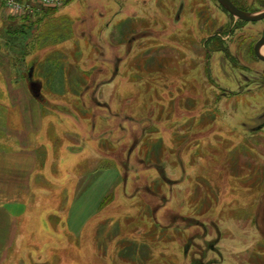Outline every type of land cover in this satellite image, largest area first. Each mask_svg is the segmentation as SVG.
Segmentation results:
<instances>
[{
  "label": "rangeland",
  "instance_id": "obj_1",
  "mask_svg": "<svg viewBox=\"0 0 264 264\" xmlns=\"http://www.w3.org/2000/svg\"><path fill=\"white\" fill-rule=\"evenodd\" d=\"M31 21L10 52L43 113L18 261L264 264V90L237 95L264 22L212 0H62Z\"/></svg>",
  "mask_w": 264,
  "mask_h": 264
},
{
  "label": "crops",
  "instance_id": "obj_2",
  "mask_svg": "<svg viewBox=\"0 0 264 264\" xmlns=\"http://www.w3.org/2000/svg\"><path fill=\"white\" fill-rule=\"evenodd\" d=\"M0 9L5 18L18 16L3 5ZM15 73L11 57L0 52V264H27L18 261L19 249H14L18 218L13 207L31 190L37 155L30 136L40 131L43 115L31 96H18Z\"/></svg>",
  "mask_w": 264,
  "mask_h": 264
},
{
  "label": "flooded vegetation",
  "instance_id": "obj_3",
  "mask_svg": "<svg viewBox=\"0 0 264 264\" xmlns=\"http://www.w3.org/2000/svg\"><path fill=\"white\" fill-rule=\"evenodd\" d=\"M214 1L219 7L220 9H222V11L226 14H228L229 16H231L228 11L223 8L216 0H212ZM231 2V4L237 8L238 10L242 11V12H245V13H249V14H260V13H264V1H258L256 2L257 4V9L260 11V12H252V11H255L256 9H251L249 8L248 5H246V3L243 1V0H229ZM233 17V16H231ZM234 18V17H233ZM236 19V18H235ZM264 22V19L260 20V21H257V22H245V21H241V20H238L237 19V23H240V24H251V25H259L261 23ZM262 38L264 39V28H262L260 30V32L258 33V36H257V39L255 40V43L253 44V48H252V53H253V56L255 58V60L257 61L256 64H261L263 65L262 68H258L257 66H260L259 64L256 65V68H247L246 66L244 67L245 69H247L251 74L255 75L253 77V79H251V84L248 85L249 83H246V85H244L240 91L237 93L238 96H240L244 91H246L247 89H249L250 87H255L257 90H264V61H261L255 54V47L257 45V43H259ZM263 50H264V45H262L259 49V52L261 55L264 56L263 54ZM256 89H254V91H256ZM255 100V99H254ZM257 101V100H256ZM257 103V107L260 108L261 107V102H256ZM257 120L260 121L259 124H257L253 131H252V135H257L258 133H260L261 131L264 130V110L262 112H259L257 113ZM254 132V133H253ZM263 222V221H262Z\"/></svg>",
  "mask_w": 264,
  "mask_h": 264
},
{
  "label": "trees",
  "instance_id": "obj_4",
  "mask_svg": "<svg viewBox=\"0 0 264 264\" xmlns=\"http://www.w3.org/2000/svg\"><path fill=\"white\" fill-rule=\"evenodd\" d=\"M1 5H3V4L0 3V6ZM57 10L58 9H41L38 13H35V16L36 15L38 16V14L46 15L48 13L49 14L54 13ZM32 16L33 15H18L16 17L6 18L3 21V25L0 28V39H2L3 42L1 41L0 47L4 48L6 50L5 52H2L4 55H7L10 57V54L12 55V53H10V52H12L11 50L13 48L15 49L16 46H18V41H21V39H23L22 42L25 43L26 40H28L27 38L29 36H31V34H32L31 32H32L33 28L37 27V22L31 21ZM38 21H40V18L38 19ZM23 50L25 51V47ZM11 59H12L13 64H14L15 63L14 57L11 56ZM19 61H21V60L19 59ZM30 66L35 68L34 63H32ZM34 71H33V74H34ZM27 80H28V74H27ZM136 98L137 97L135 96V99ZM40 102L42 103V101H40ZM120 112H123V111L120 110ZM122 116H123L122 119H124L126 116L130 117V115H127L125 113ZM112 117L117 118L118 113H116L115 115H111V118ZM104 136H105L104 134H101L99 137L100 138L99 140H101Z\"/></svg>",
  "mask_w": 264,
  "mask_h": 264
},
{
  "label": "water",
  "instance_id": "obj_5",
  "mask_svg": "<svg viewBox=\"0 0 264 264\" xmlns=\"http://www.w3.org/2000/svg\"><path fill=\"white\" fill-rule=\"evenodd\" d=\"M216 1L223 8H225L231 16H233L234 18H236L238 20L245 21V22H257V21L264 19V13L249 14V13L242 12V11L238 10L237 8H235L229 0H216ZM262 45H264V39L263 38L259 43H257V45L255 47V54L261 61H264V56L261 55L259 52V49ZM32 76H33V69H30L28 72L29 90H30L32 97L35 98L36 100L40 101L41 100V94H40L41 84L39 82L33 81Z\"/></svg>",
  "mask_w": 264,
  "mask_h": 264
},
{
  "label": "built area",
  "instance_id": "obj_6",
  "mask_svg": "<svg viewBox=\"0 0 264 264\" xmlns=\"http://www.w3.org/2000/svg\"><path fill=\"white\" fill-rule=\"evenodd\" d=\"M3 6L16 15H35L41 9H60L62 0H0Z\"/></svg>",
  "mask_w": 264,
  "mask_h": 264
}]
</instances>
